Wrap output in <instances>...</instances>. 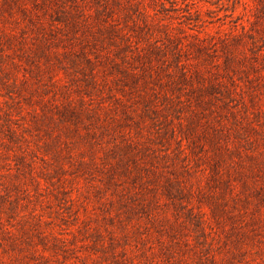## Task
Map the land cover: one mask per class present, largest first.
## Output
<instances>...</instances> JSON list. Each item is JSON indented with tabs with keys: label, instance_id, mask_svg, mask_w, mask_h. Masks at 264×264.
Segmentation results:
<instances>
[{
	"label": "rangeland",
	"instance_id": "obj_1",
	"mask_svg": "<svg viewBox=\"0 0 264 264\" xmlns=\"http://www.w3.org/2000/svg\"><path fill=\"white\" fill-rule=\"evenodd\" d=\"M0 264H264V0H0Z\"/></svg>",
	"mask_w": 264,
	"mask_h": 264
}]
</instances>
